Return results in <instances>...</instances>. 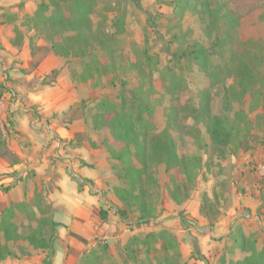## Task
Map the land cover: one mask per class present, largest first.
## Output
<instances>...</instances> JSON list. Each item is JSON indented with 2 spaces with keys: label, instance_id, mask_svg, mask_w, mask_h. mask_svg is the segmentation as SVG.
Returning <instances> with one entry per match:
<instances>
[{
  "label": "rangeland",
  "instance_id": "374dc122",
  "mask_svg": "<svg viewBox=\"0 0 264 264\" xmlns=\"http://www.w3.org/2000/svg\"><path fill=\"white\" fill-rule=\"evenodd\" d=\"M92 4L93 56L63 58L72 78L89 86L80 105L112 160L114 195L129 185L128 163L116 158L122 144L108 129L102 123L93 127L96 103L102 99L120 106V97L125 98L124 107L150 101L156 108L155 130L169 128L183 166L194 170L184 176L179 167L167 173L163 165L149 163L150 177L136 179L135 197L128 205L115 195L127 212L125 223L138 229L133 236L145 243L133 245L131 255L124 249L131 237L118 252L113 248L100 255V250L91 249L88 254L97 258L89 264H225L245 256L239 249L228 250L237 230L258 250L263 248L264 0H93ZM28 16L22 17L26 30L21 32H31L30 38L37 39L44 33L29 29ZM45 42L49 50L50 43ZM198 47L219 52L209 56L206 71L181 56ZM240 58L257 70L245 91L238 84ZM56 73L44 81H52ZM202 90L210 98L211 115L226 116L237 125L224 147L210 140L206 124L193 111ZM142 209L151 215L146 222L137 220ZM15 220L28 224L24 216ZM222 220L224 227L218 230L215 225ZM104 241L99 239L100 249Z\"/></svg>",
  "mask_w": 264,
  "mask_h": 264
},
{
  "label": "crops",
  "instance_id": "0c3cea01",
  "mask_svg": "<svg viewBox=\"0 0 264 264\" xmlns=\"http://www.w3.org/2000/svg\"><path fill=\"white\" fill-rule=\"evenodd\" d=\"M39 2L0 0V84L12 91L0 98V126L9 132L8 147L17 158L0 157V186H10L0 189V210L39 194L50 206L57 241L52 251L0 264H80L94 248L100 255L120 251L138 229H130L114 211L122 204L113 193L112 160L80 105L89 86L72 78L66 60L47 50L43 38L21 32L26 30L22 17ZM54 70V79L44 81ZM101 208L106 220L99 216ZM215 227L222 229L224 221ZM99 239L105 240L101 249Z\"/></svg>",
  "mask_w": 264,
  "mask_h": 264
},
{
  "label": "trees",
  "instance_id": "16d2710c",
  "mask_svg": "<svg viewBox=\"0 0 264 264\" xmlns=\"http://www.w3.org/2000/svg\"><path fill=\"white\" fill-rule=\"evenodd\" d=\"M92 3L93 0H40L35 11L31 16H28L32 22L29 29H33V31L41 29L46 36L44 34L38 36H44L43 39L50 43V49L57 55L91 57L93 52L90 48L93 43L90 38L94 34L90 19ZM184 5L186 6V4ZM64 33L67 35L65 36ZM84 33H88V35L85 36ZM221 39L218 36L215 43L219 45ZM218 53V50L213 48L208 50L198 47L192 48L188 52H182L181 56L186 58L190 65L196 64L206 71L208 69L206 68L207 59L211 54ZM176 58L179 59L177 56ZM256 71L252 63L240 58L237 74L241 91H245L251 86ZM6 92L12 93L1 83L0 98ZM124 101L125 98L120 97V106H118V103L116 104L111 99L99 100L96 103L97 112L94 116L93 127L99 128V124L102 123L101 127L108 129L114 141L122 144L116 158L122 164L128 163L125 170L129 185L116 189L115 195L125 206L128 205L131 196L135 197L136 179L139 181L142 177H150L147 171L149 163L163 165L167 173L179 167L184 176H187L189 170H194V168L193 166L189 168L183 166V159L176 152L175 142L169 128L155 130L154 113L156 108L150 101L138 102L135 107H124ZM209 101V96L202 90L193 111L198 112L201 120L206 124L210 140L224 147L232 138L237 125L226 116H212ZM115 105L119 109H116ZM140 129L143 131L141 132ZM150 129L154 132L149 134ZM8 134L7 129L0 126V157L9 156L16 162L17 158L8 147ZM197 159L195 158L198 163ZM9 187L1 185L0 189L7 190ZM199 209L202 210V206ZM49 210L50 206L37 193L29 202L0 210V263L7 258H19L32 255L39 250L52 251L55 248L56 223L48 214ZM142 211L144 212L137 220L146 222L151 216L150 212H146L144 209ZM98 213L102 220L107 219L105 210L101 208ZM115 213L126 221L125 208H117ZM21 216L27 219V225L15 220L16 217ZM149 235L155 234H147V237ZM171 239H173L172 236ZM139 243L144 244L145 240L136 236L130 238L124 248L128 255L134 254L133 245ZM235 249L244 252L245 256L239 260H228L225 264H264V247L258 250L255 242L249 241L240 230H237L230 238L228 250ZM148 250H150L149 246ZM90 255L86 254L80 264H89L97 258V256Z\"/></svg>",
  "mask_w": 264,
  "mask_h": 264
}]
</instances>
